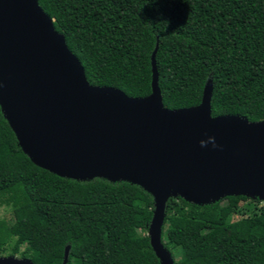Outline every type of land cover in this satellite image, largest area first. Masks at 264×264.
Segmentation results:
<instances>
[{
  "label": "trees",
  "instance_id": "obj_1",
  "mask_svg": "<svg viewBox=\"0 0 264 264\" xmlns=\"http://www.w3.org/2000/svg\"><path fill=\"white\" fill-rule=\"evenodd\" d=\"M90 85L152 94V56L169 110L201 104L212 116L264 120V0H39ZM227 197L166 205L162 243L175 264H264V206ZM225 202V203H224ZM254 203L260 204L259 200ZM257 204V205H258ZM0 255L34 264H162L149 237L151 192L104 177L78 181L35 165L0 104ZM25 245L24 251L21 246ZM177 251V256L175 252Z\"/></svg>",
  "mask_w": 264,
  "mask_h": 264
},
{
  "label": "water",
  "instance_id": "obj_2",
  "mask_svg": "<svg viewBox=\"0 0 264 264\" xmlns=\"http://www.w3.org/2000/svg\"><path fill=\"white\" fill-rule=\"evenodd\" d=\"M157 51L151 95L92 86L39 0H0V104L19 146L59 177H104L151 192V245L162 264H175L162 243L170 199L199 206L232 196L264 201V120L214 118L211 81L200 105L167 109ZM0 264L34 263L10 256Z\"/></svg>",
  "mask_w": 264,
  "mask_h": 264
},
{
  "label": "rangeland",
  "instance_id": "obj_3",
  "mask_svg": "<svg viewBox=\"0 0 264 264\" xmlns=\"http://www.w3.org/2000/svg\"><path fill=\"white\" fill-rule=\"evenodd\" d=\"M250 200H254V202H255V200H258V199H250ZM260 201V200H259ZM254 202H252V201H248V202H246L245 203V205H244V208H248V209H250V213H253V212H257V211H259V208L261 207V206H264V201H260V204H256V203H254ZM225 203V202H224ZM12 217H13V215H12V211L10 210V208L9 207H5V206H0V220H7V221H11L12 220ZM25 245H22L21 246V251H24V249H25ZM177 251L175 252V256H177ZM9 256V254H7V253H5V254H1L0 255V257H8ZM20 254H15V256L14 257H16V258H20Z\"/></svg>",
  "mask_w": 264,
  "mask_h": 264
}]
</instances>
